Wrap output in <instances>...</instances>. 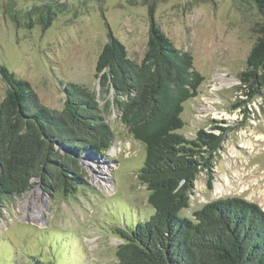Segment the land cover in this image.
<instances>
[{"label": "rangeland", "instance_id": "obj_1", "mask_svg": "<svg viewBox=\"0 0 264 264\" xmlns=\"http://www.w3.org/2000/svg\"><path fill=\"white\" fill-rule=\"evenodd\" d=\"M149 3H155L158 27L191 55L204 78L197 96L183 104L178 134H223L212 161V189L200 171L180 215L193 220L195 211L222 198L264 211V81L256 90L238 79L259 36L260 17L250 1L0 0V66L26 81L50 110H63L65 84L90 89L114 135L101 156H79L85 184L73 194L47 192L34 179L28 192L1 203L0 264H117L120 231L153 214L137 178L145 147L120 122L112 93L101 89L95 72L108 30L130 59L141 61ZM6 91L0 78V102ZM216 187L223 190L216 193Z\"/></svg>", "mask_w": 264, "mask_h": 264}, {"label": "trees", "instance_id": "obj_2", "mask_svg": "<svg viewBox=\"0 0 264 264\" xmlns=\"http://www.w3.org/2000/svg\"><path fill=\"white\" fill-rule=\"evenodd\" d=\"M249 1L260 17L259 36L238 79L258 90L264 81V0ZM147 15L148 40L140 62L130 59L108 30L95 65L120 122L145 147L137 178L153 209L148 220L120 231L117 264H264V211L258 206L222 198L195 211L193 220L180 215L189 207L200 171L212 189V161L223 134L199 130L192 139L178 134L184 127L183 104L197 96L204 78L194 70L191 55L177 49L156 24L155 3L147 4ZM0 78L7 85L0 102V205L32 189L34 179L47 192L73 194L85 184L79 156H101L114 142L96 94L67 83L63 110L55 111L1 66Z\"/></svg>", "mask_w": 264, "mask_h": 264}, {"label": "bare ground", "instance_id": "obj_3", "mask_svg": "<svg viewBox=\"0 0 264 264\" xmlns=\"http://www.w3.org/2000/svg\"><path fill=\"white\" fill-rule=\"evenodd\" d=\"M103 185H104V184H103ZM104 187H105V186H104ZM222 190H223V189H220V188L216 187V193H220ZM31 214H32V213H31ZM31 214L29 215L30 218H31ZM34 218H36V217H34Z\"/></svg>", "mask_w": 264, "mask_h": 264}, {"label": "water", "instance_id": "obj_4", "mask_svg": "<svg viewBox=\"0 0 264 264\" xmlns=\"http://www.w3.org/2000/svg\"><path fill=\"white\" fill-rule=\"evenodd\" d=\"M55 1H60V0H48V2H55ZM80 164V162H79Z\"/></svg>", "mask_w": 264, "mask_h": 264}]
</instances>
